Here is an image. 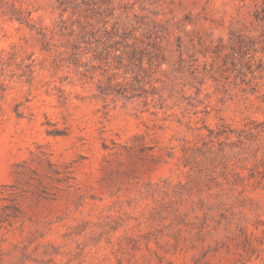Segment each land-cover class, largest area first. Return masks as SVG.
Listing matches in <instances>:
<instances>
[{"label": "rangeland", "instance_id": "rangeland-1", "mask_svg": "<svg viewBox=\"0 0 264 264\" xmlns=\"http://www.w3.org/2000/svg\"><path fill=\"white\" fill-rule=\"evenodd\" d=\"M0 264H264V0H0Z\"/></svg>", "mask_w": 264, "mask_h": 264}]
</instances>
